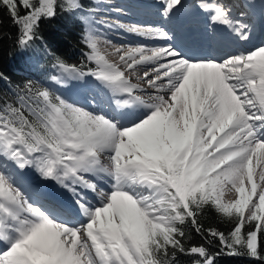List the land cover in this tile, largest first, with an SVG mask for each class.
<instances>
[{
  "label": "snow or ice",
  "instance_id": "6c2138e0",
  "mask_svg": "<svg viewBox=\"0 0 264 264\" xmlns=\"http://www.w3.org/2000/svg\"><path fill=\"white\" fill-rule=\"evenodd\" d=\"M182 7L183 0H162L160 11L171 19ZM195 7L213 37L250 39L244 9L254 3L198 0ZM57 8L88 19L80 0H0L20 51L41 39V21ZM114 26L165 44L115 48L117 63L89 31L85 55L95 68L85 72L57 57L60 75L50 79L94 78L115 109H144L127 122L31 80L14 85L0 72V264H177L178 254L215 264L205 246L186 247L189 226L228 255L264 261V44L197 57L164 27ZM138 69L155 92L148 100L126 76ZM29 172L70 192L75 208L34 202L17 182ZM209 209L231 224L227 235L203 228L199 217Z\"/></svg>",
  "mask_w": 264,
  "mask_h": 264
},
{
  "label": "bare ground",
  "instance_id": "6f19581e",
  "mask_svg": "<svg viewBox=\"0 0 264 264\" xmlns=\"http://www.w3.org/2000/svg\"><path fill=\"white\" fill-rule=\"evenodd\" d=\"M161 2L162 0H98L89 10V14L90 16H93L92 21H94V23H96L94 19V16H96V14L94 13L104 11L108 14L115 13L117 14V16L123 17L120 21H117L115 18H109L105 15H99L100 18L107 19V22L109 19L113 22L114 25L117 24V22L119 24H122L121 21H126V23H123V25L125 26L132 25L133 23H137L141 27H163V23L167 27H169L170 25L172 28L176 29L173 34L175 36V40L173 41V43H177L179 46H181L185 54L190 56H195L196 54H193V52H196L207 54L213 57H220L223 53H229L232 50H252L255 47L264 44V9H261L260 7V0H230L231 3H234L236 5L247 3L255 4V7L252 9H244L248 13V16L245 19H247V21L250 23L251 30V37L248 41L235 40L231 38L227 33H218L215 37H213L209 25L205 24V16L195 7L198 0H183V7L180 8L178 12L171 17V19H165L162 16L160 11ZM114 3H116L118 6H124L126 7V9L122 10L117 6H111ZM179 17L183 19L182 24L176 23V20ZM136 20L138 22H133ZM140 21L146 22L140 23ZM98 27H94L92 29V33L96 37H100L97 40V43L100 46L102 52L107 54V59L112 62L119 63V56L114 53L115 48H122L125 52L129 48V46L127 47V44L125 45L124 43H128L133 46L143 45L147 47H158L165 44L163 43V40L140 37L126 31L124 28H119L117 26L109 27V29L113 28L123 34ZM113 34L118 37H115ZM120 36L124 37L123 40L125 42L119 39ZM252 46L255 47L249 49ZM142 71L143 69H138L135 74L126 72V76L131 79L132 83L138 84L140 88L144 89L143 92L137 94L144 96L143 98L145 100H148L152 95L151 90L153 89L148 88L147 84L143 83L141 79L138 78L142 76ZM57 75H60V70L59 74ZM84 80V82H80L78 81V79L71 80L66 84V86L61 85L62 89L60 91V94L65 96L69 100H74L76 103L90 109L103 110L104 112L114 115L117 119H121L125 122L135 118L144 111L143 108L139 107L126 111L115 109L114 104L109 100L108 95L103 93V88L98 85L97 81L87 76L84 77ZM84 87H88L91 89L92 93L94 94L91 95L97 98V106L88 105V102H86V98L89 93L87 94V90H85ZM83 97L85 98V102L82 100ZM107 102L111 104V108L107 106V104H105ZM107 107L110 108V110ZM102 160L103 162L105 161L104 163H107V160L103 157ZM256 166L257 165H255L254 162V168H257V172L255 171V174H259L261 169L259 166ZM255 178L258 181L256 175ZM17 182L25 189L26 193L32 198V200L38 204H43L45 206H54L58 208H72V205H74L70 198V192L62 189L53 181H43L38 179L32 172H29L24 176H18ZM101 186L105 189L108 188V185L104 182H101ZM87 195H91V202H97L93 193L89 192L87 193Z\"/></svg>",
  "mask_w": 264,
  "mask_h": 264
},
{
  "label": "trees",
  "instance_id": "16d2710c",
  "mask_svg": "<svg viewBox=\"0 0 264 264\" xmlns=\"http://www.w3.org/2000/svg\"><path fill=\"white\" fill-rule=\"evenodd\" d=\"M0 33L5 36L0 41V72L14 85L31 80L33 83L45 86L51 73L54 72L57 57L67 64H74L82 69L90 67V62L82 52L86 46L81 23L78 22V18L59 8L54 18L41 21L39 28L41 39L25 52L15 47L17 28L13 26L3 9H0ZM26 56L29 61H26ZM4 87V82L0 81V89ZM199 220L204 229L215 228L226 235L231 229V224L227 220L210 209L206 210ZM186 231L189 232L186 247L205 246L214 255L215 264H264V261L254 258L228 255V250H222L218 240L209 245L204 238L207 233L197 234L190 226ZM196 258L178 254L177 264H192Z\"/></svg>",
  "mask_w": 264,
  "mask_h": 264
},
{
  "label": "rangeland",
  "instance_id": "374dc122",
  "mask_svg": "<svg viewBox=\"0 0 264 264\" xmlns=\"http://www.w3.org/2000/svg\"><path fill=\"white\" fill-rule=\"evenodd\" d=\"M90 1H92V2H96L97 0H90ZM111 6H117V7H119L116 3H114L113 5H111ZM112 8H115V7H112ZM160 9V8H159ZM85 12H87L86 11V8L84 7V13ZM83 13V15L85 16V14ZM78 14V13H77ZM76 14V15H77ZM94 14H96V16H94V19H95V21L97 22L96 24L97 25H95V24H93L92 23V26H91V28L93 27V26H95V27H100V28H102V29H107V30H112L111 28L109 29V26L108 25H112V22L110 21V20H108V22H107V19H102V18H100V16L99 15H105V16H108V17H110V18H118L119 16H117V14H108L107 12H104V11H100V12H96V13H94ZM79 15V14H78ZM99 18V19H98ZM102 19V20H101ZM105 20H106V22H105ZM85 22H86V24H84L87 28H88V25H89V20L87 21L86 19H85ZM105 23V24H104ZM108 23V24H107ZM101 24V25H100ZM98 27V28H99ZM89 31H91L92 32V29L90 30L89 28H88V32ZM98 36V35H97ZM97 38V40L100 38V37H96ZM102 38V37H101ZM124 42V41H123ZM163 43H165L164 41H163ZM125 45L127 44V47L129 46V47H131V46H133V45H130V44H128V43H124ZM134 47V46H133ZM253 47H255V46H253ZM229 53H231V52H229ZM59 70V69H58ZM58 74H59V71H58ZM70 81H68L67 83H69ZM66 83V84H67ZM50 85H49V87H51V88H53V89H55V90H57L58 92L62 89V87H61V85H55L54 84V82L51 80V83H49ZM66 84L64 85V86H66ZM152 91V95H154L155 94V92H153L154 90H151ZM90 93V92H89ZM144 97V96H143ZM105 162V161H104ZM257 167V166H256ZM255 171L257 172V168H255ZM35 175V174H34ZM256 176H257V178H258V174H255ZM36 176V175H35ZM59 186V185H58ZM71 194V193H70ZM235 196H236V194H235V192L234 191H228V192H226V194H225V196L223 197L224 198V200L225 201H230V200H232V199H234L235 198ZM70 198H71V200H72V202H74V197L72 196V194H71V196H70ZM87 199L89 200V201H91V197H89L88 195H87ZM93 203V202H92ZM93 204H95V203H93ZM75 206V205H74Z\"/></svg>",
  "mask_w": 264,
  "mask_h": 264
}]
</instances>
